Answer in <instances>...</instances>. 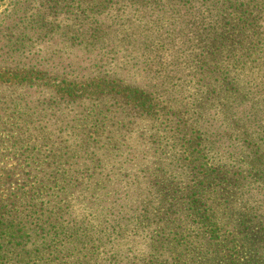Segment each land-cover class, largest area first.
Wrapping results in <instances>:
<instances>
[{
  "label": "rangeland",
  "instance_id": "374dc122",
  "mask_svg": "<svg viewBox=\"0 0 264 264\" xmlns=\"http://www.w3.org/2000/svg\"><path fill=\"white\" fill-rule=\"evenodd\" d=\"M151 1L159 3L164 0H149L148 3L150 4ZM169 3L170 0L167 4ZM120 5L121 0H59L58 2L0 0V264L70 263L73 257L70 248L49 246V238H46V245L41 244L51 228L44 223L45 219L49 218L53 206L58 203L69 209L67 213L52 214L54 219L61 218L66 224L65 238H81L74 230L75 216L90 220L84 222L79 232L87 226L97 232L99 228L94 226L103 219L102 216L97 218V207L93 205L95 199H89L88 195L86 198L85 195L88 194L86 191L88 186L97 187V181L101 183L104 178H107L108 187L105 193L109 205L113 202L114 206L112 209L114 213L107 217V222L112 224L116 222L118 226H115L114 238H109L94 249V259L89 264H104V261L110 258L119 264L133 261L143 263L145 254L153 249L152 239L159 236L157 230L163 227L167 220L142 222L127 229L128 222L139 217L140 211L136 210L138 205L133 202L141 192L145 194L149 189L148 181L151 176L136 169L130 170V168H146L143 165L136 166L130 155L140 148L150 149L153 145L151 136L153 133L156 137L163 136L158 139L159 142L154 143L163 155L161 158L147 155V161L158 160L164 163L162 167L167 168L166 170L172 168L177 170L182 174L179 178H183L186 184L193 183L198 175L193 168L198 161H193L194 154L191 151L199 150L200 145L194 147L185 145V152L183 141L180 139L177 145L178 152L172 154L174 144L171 145L170 150L166 143L167 138L160 135L166 134L160 121L151 124L141 116L132 119L131 115L128 129L118 130V133L114 123L118 117L114 120L109 118L107 120H112L111 130L105 127L102 134H97L96 139L91 140V145L81 146L83 134L76 132L81 121L73 120L69 115L77 112L78 117L75 115V118L81 117L78 113L81 105L76 106L70 98L63 95V92L57 91L54 82H51L53 80L50 81V85H46L38 78L45 72L53 78L62 70L66 72L64 77L67 78L68 83L76 73L85 74L86 79L90 77L101 79L115 72L120 65L127 75L133 72L137 82L141 78L144 82V72L149 73L151 62L150 57L146 60L145 54L150 52L148 47L159 43L161 48L157 60L162 63L160 66L155 65L159 78L164 79L165 72H177L183 82L191 78L193 84L191 82L189 84L195 85L196 77L188 74L190 67L187 69L189 65L186 64V59L182 55L184 52L180 49L177 38L180 37V32L186 36L187 31H191L185 28L183 17L178 14H163L158 5L157 8L160 10L151 9L149 12L136 8L140 12L138 21L135 8L123 9ZM93 12L103 20L108 16L107 26L113 34L114 48L101 44L95 49L84 50L83 37L74 36L71 39L72 33L82 35L87 29L83 30L81 26L75 24L84 25L85 21L97 22L96 19L91 20ZM182 27L185 30H182ZM61 35L69 39L62 42ZM262 49V53L252 58L258 57L257 61H260L262 57L259 56L264 54V46ZM174 56L176 58L172 64L171 60ZM60 59H63L61 64ZM249 78L258 79L259 75L256 77L255 70H251ZM68 83L66 87L70 84ZM98 83L104 85L100 80L96 84ZM175 84L181 89L184 88L181 79L175 77L174 82L172 79L167 81V89ZM83 86L85 89L81 100H88L90 97L88 94L94 90V86L88 82ZM185 88L188 90L190 87L185 86ZM194 90L187 91L189 95H185L184 90L182 91V96L188 102L185 116L188 123L195 124L196 116H192V108L197 97L200 110L204 115L208 112L207 122L219 121L216 127L220 126V130L231 136L229 148L234 143L241 146L242 151L238 153V161L244 159L243 147L255 144V149L261 144L258 156L251 162L253 168L227 167L230 165L228 161L225 164L227 168H215L214 172L218 176L228 174L229 180L233 179L232 175H237L236 172L240 170H243V175L250 170L264 172V143H262L264 142V101L245 103V107H253L251 109L254 113L250 115L258 117L249 128L246 124L234 131L233 121L236 120L240 109L231 106L227 108V106L233 99L238 102V94L227 95L228 97L223 100L220 95L205 96L200 91L195 93ZM156 96H159V101L163 100V93ZM109 107L114 110L118 105L110 104ZM251 121L245 118L244 122ZM84 126L83 130L89 129L87 125ZM197 129L202 130V127L197 125ZM115 137L123 142L122 150L113 149L111 153L107 144ZM174 139L176 142L179 141V136ZM59 144L63 148H59ZM94 152L104 153L105 157L96 156ZM200 154L202 155L198 152L195 155ZM222 156L225 157L224 154ZM99 159L101 162L96 164ZM171 159H173L171 166H165ZM202 159L206 160V157ZM92 168L103 170L94 171ZM62 172H66L70 177L61 179ZM128 173L129 176L126 175ZM134 175L136 176L133 177ZM259 177L253 176L245 180L251 183L256 178L257 186ZM64 182L74 183L71 194H65ZM117 184L119 185L116 194L114 187ZM116 198L119 203L115 202ZM53 217L49 219L53 220ZM177 231L182 230L166 228L164 232H170L173 236ZM33 240H36V243L31 245L30 242ZM255 244L258 245L257 240Z\"/></svg>",
  "mask_w": 264,
  "mask_h": 264
},
{
  "label": "trees",
  "instance_id": "16d2710c",
  "mask_svg": "<svg viewBox=\"0 0 264 264\" xmlns=\"http://www.w3.org/2000/svg\"><path fill=\"white\" fill-rule=\"evenodd\" d=\"M148 1L121 0L120 8L129 10L135 8L138 13V21L140 12L136 8L149 12L151 9H158V5L161 9L158 10L163 14H178L183 17L185 28L191 29V31H187L186 36L180 32V37L177 38L180 49L184 52L182 55L186 59V64L189 65L187 69L190 67L188 74L196 77L195 85L189 84L190 82L193 84L191 78L183 82L177 72H165V78H159L155 67L162 63L157 60L161 48L159 43L148 47L150 52L145 54L146 60L150 57L151 62L149 63V73L144 72V82L142 78L137 82L133 72L127 75L120 65L115 72L101 79L92 77L86 79L84 78L85 74H73L70 84L64 77L66 72L62 70L53 78L48 72L39 75L38 78L46 85H50V81L53 80L51 82H54L57 91L63 92V95L70 98L76 106L81 105L78 110L81 117L75 118L77 112L69 114L73 120L81 121L78 124L80 131L79 129L76 131L83 134L81 146L91 145V140L96 139L97 134H102L105 127L111 130L110 121L112 120H107L109 118L114 120L115 117H118V120L114 121L117 133L118 130H127L131 115L132 119L135 116H141L151 124L160 121L166 131V134L160 135L167 138L166 143L170 150L171 145L174 144L172 154L178 152L177 145L180 143V139L183 141V149L185 145L186 147L200 145L199 150L191 151L194 154L192 155L193 161H198L193 167L198 175L191 184L184 183L183 178H179L182 174L177 170L163 168L164 163L158 160L147 161V155L162 157L163 153L154 143L159 142L158 139L163 136L156 137L151 132L152 147L137 149L130 155L136 166H146V168H130V170L136 169L139 170L138 172L149 173L151 176L148 181L149 189L145 194L141 192L140 198L138 197L133 202L138 205L136 210L140 211L137 212L139 217L134 221L130 220L128 224L131 226L129 227L127 224V229L147 221L165 222L167 220V222L157 230L159 236L152 239L153 249L145 254L144 259L141 258L143 263L133 261L126 264H264V207H262L264 204V172L250 170L243 175V170H240L236 172L237 175H232L234 178L231 180L227 177L228 174L218 176L214 172L215 168H227L228 166L231 168H253L251 162L258 156L261 144H258L255 149V144L243 147L244 159L238 161L237 156L242 151L241 146L234 143L229 148L232 141L231 136L220 130V126L216 127L219 121L207 122L208 112H205L204 115V112L200 110L197 97L192 108V116H196L195 124L188 123L185 119L188 102L182 96L183 90L185 95H189L187 91H193L194 88L195 93L200 91L205 96L220 95L223 100L227 95L238 94V102L233 99L227 106V108L231 106L240 109L236 120L233 121V130L237 131L238 128L244 127L246 124L249 128L253 124L258 116H251L250 114L254 113L251 109L253 107H245V103L264 101V54L259 56L262 57L260 61H257L258 57L252 58L263 52L264 0H170L169 4H167L168 0L159 3L151 1L150 4ZM176 8L177 10H175ZM91 14V20L96 19L98 23L85 21V24L82 25L74 22L83 30L87 29L82 35L72 33L71 39L74 36L83 37L85 45L82 49L84 50L95 49L101 44L114 48L113 34L109 30L110 27L107 26L108 16L103 20L97 17V13ZM181 29L185 30L183 27ZM68 39L67 36L61 35L62 42ZM175 58L176 56L172 57V64ZM62 60H59L60 64ZM251 70H255L256 77L259 75L258 79L249 78ZM245 71L247 72L245 73ZM175 77L181 79L184 84L183 89L177 84L167 89V81L172 79L174 82ZM98 80L102 81L104 85L96 84ZM65 82L69 84L67 87ZM87 82L94 86V90L89 92L88 100H81L85 89L83 85ZM185 86L190 88L186 90ZM160 93H163L161 102L159 96H156ZM110 104L114 106L117 104L118 107L112 110L109 107ZM76 116L78 117V115ZM245 118L252 121L244 122ZM84 125H87L86 127L89 129L83 130ZM197 125H200L202 130H196ZM177 135L179 141L176 142V139L173 140V138ZM262 143L264 142L262 141ZM122 145L123 142L115 137L110 139L107 148H110L113 153V149L122 150ZM59 148H63V146L59 144ZM198 152L202 155L196 156L195 154ZM231 153L234 155H227ZM93 154L105 157L104 153L94 152ZM205 157L206 160H203L202 158ZM172 161L173 159L165 166H171ZM228 161H230V165L226 167L225 164ZM100 162L101 159L95 163L99 164ZM92 169L94 171L103 170L102 168ZM239 173L240 175H238ZM126 175L129 176L130 173ZM253 176H260L257 186L256 178L251 183L249 180L248 182L245 180ZM68 177L70 176L66 172L61 173V179L65 180ZM106 180L107 178H104L101 183L97 181V187L88 186L86 188L88 194L85 197L87 198L88 195L89 199H95L93 205L97 207V218L102 216L103 219L101 223L94 226L99 228L97 232L89 226L79 232L78 230L83 227L84 222H90V220L75 216L73 217L74 230L81 238H65L66 224L61 218L54 219L52 214L67 213L69 209L58 205V203L53 206V210L48 215L51 219L53 217V220L45 219L44 223L51 228L45 234L41 244L46 245V238H49V246L70 248L73 257L72 261L66 264H89L94 259V249L98 248L100 244H104L109 238H114L113 232L118 223L107 222V217L114 213L112 211L114 206L113 202L109 205L108 196L105 193L108 187ZM118 185L114 187L116 194ZM73 187L74 183H65V194H71ZM115 202L119 203V200L116 198ZM90 212L92 213V211ZM166 228L169 230L176 228V230L182 231H177L172 236L171 231L164 232ZM31 238L30 236L29 239ZM256 240L258 245L255 244ZM32 243H36V240L30 242L31 245ZM104 264L119 263L110 258L105 260Z\"/></svg>",
  "mask_w": 264,
  "mask_h": 264
}]
</instances>
